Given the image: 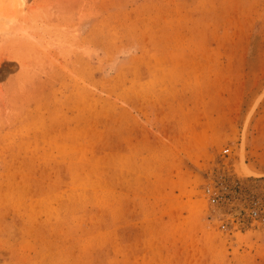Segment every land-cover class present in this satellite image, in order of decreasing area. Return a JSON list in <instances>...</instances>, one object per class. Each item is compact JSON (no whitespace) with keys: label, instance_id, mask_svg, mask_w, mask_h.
Masks as SVG:
<instances>
[{"label":"rangeland","instance_id":"374dc122","mask_svg":"<svg viewBox=\"0 0 264 264\" xmlns=\"http://www.w3.org/2000/svg\"><path fill=\"white\" fill-rule=\"evenodd\" d=\"M0 264H264V0H0Z\"/></svg>","mask_w":264,"mask_h":264},{"label":"built area","instance_id":"2783aa9c","mask_svg":"<svg viewBox=\"0 0 264 264\" xmlns=\"http://www.w3.org/2000/svg\"><path fill=\"white\" fill-rule=\"evenodd\" d=\"M227 151L228 150L226 149L223 151V153H226ZM206 193L209 196L211 203H215L217 201L218 194L216 193V191L214 189H211L210 187H208ZM254 213L256 214L257 212L254 211Z\"/></svg>","mask_w":264,"mask_h":264}]
</instances>
